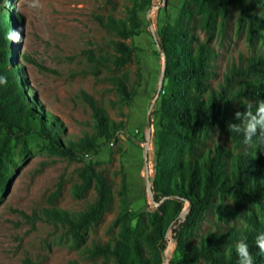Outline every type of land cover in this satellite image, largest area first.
<instances>
[{"label":"trees","instance_id":"16d2710c","mask_svg":"<svg viewBox=\"0 0 264 264\" xmlns=\"http://www.w3.org/2000/svg\"><path fill=\"white\" fill-rule=\"evenodd\" d=\"M167 1V0H165ZM152 0H130L123 17L97 16V23L114 38L112 63L121 67L129 63L134 46L123 39L138 36L144 21L143 12ZM235 11L236 31L246 42H264V0H183L173 23H165L156 33L155 43L164 56V72L151 115L157 124L153 174L150 177L151 202L132 210L126 198V184L121 177L118 190L119 209L108 226L106 241L86 244L87 230L97 224L108 210L111 188L102 172L86 165L79 171L81 182L73 193L80 196L93 187L95 199L85 209L66 212L53 209L49 217L66 229L79 254L90 264H164V242L168 228L189 204L181 224L172 230L174 259L169 264H238L236 245L248 244L254 264H264V253L255 239L264 233V148L243 142L228 124L238 123L235 112L264 101V52L238 55L214 86L210 41L222 39ZM10 10H0V193L9 179L2 162L10 134L35 122L38 133L47 140L50 151L70 160L81 159L95 148L98 137L112 138L117 126L92 101L95 133L78 140L62 139L61 128L51 115L36 108L12 66L7 48V34L12 32ZM202 32L203 39L197 35ZM159 52V56L162 57ZM117 78L115 85L124 100H131L135 87ZM157 105V104H156ZM218 131L230 143H209L210 134ZM17 138V139H18ZM212 212L216 222L233 225L223 230H206L193 242L194 230L205 214ZM239 225H236V223ZM69 264H78L71 260Z\"/></svg>","mask_w":264,"mask_h":264},{"label":"rangeland","instance_id":"374dc122","mask_svg":"<svg viewBox=\"0 0 264 264\" xmlns=\"http://www.w3.org/2000/svg\"><path fill=\"white\" fill-rule=\"evenodd\" d=\"M32 3L33 0H0V10H10L12 31L18 30L21 37L19 42L9 40L7 48L12 53L10 63L18 67L17 76L29 99L59 123L62 139L78 140L95 133L90 101L118 130L108 140L98 137L95 148L81 159L70 160L50 151L35 122L31 127L14 128L20 137L10 134L2 158L9 182L0 193V264H69L71 260L90 264L73 248L65 227L54 222L49 212H78L95 199L93 187L80 196L73 193L74 185L81 182L79 171L86 165L102 172L111 188L108 210L87 230L86 244L109 238L108 226L119 209L122 176L132 210L145 203L154 205L147 191L145 160L150 182L157 124L151 113L158 107L156 93L162 68L155 39L165 23H173L183 0H152V7L143 12L145 23L139 35L122 40L132 43L134 52L130 62L121 67L111 61V40L119 39L105 32L97 16L123 17L130 0H38L37 7L30 6ZM234 15L235 11L224 37L219 39L215 34L209 43L214 52V76L210 79L214 86L238 55L264 52V42L249 45L244 34L236 31ZM197 35L204 38L200 31ZM123 77L128 87L135 84L131 100H124L116 89V79ZM5 131L2 127L0 135ZM208 142L230 147L216 130ZM187 204L166 232L164 264L175 257L172 230L183 222ZM233 224L217 223L208 212L194 230L192 240L195 242L206 230H223Z\"/></svg>","mask_w":264,"mask_h":264},{"label":"clouds","instance_id":"9594fccd","mask_svg":"<svg viewBox=\"0 0 264 264\" xmlns=\"http://www.w3.org/2000/svg\"><path fill=\"white\" fill-rule=\"evenodd\" d=\"M30 6L37 7L38 0H33ZM6 38L13 42H19L21 39L18 30L8 33ZM2 83H6V78L0 77V84ZM244 109L243 112H235V119L239 122L228 124V129L233 133L242 135L245 144L251 145L255 143L264 148V101L257 103L254 110L251 103H248ZM255 246L260 253H264V233L256 237ZM235 251L239 258L238 264H254L247 243L239 242L235 247Z\"/></svg>","mask_w":264,"mask_h":264},{"label":"water","instance_id":"95a60500","mask_svg":"<svg viewBox=\"0 0 264 264\" xmlns=\"http://www.w3.org/2000/svg\"><path fill=\"white\" fill-rule=\"evenodd\" d=\"M156 40V39H155ZM157 48H158V51L162 54V52L160 51L158 45H157ZM164 56L162 54V68H161V74H160V81H159V86H158V90H157V93H156V97L160 91V88H161V81H162V78H163V72H164ZM154 104V101L152 103V105ZM150 127V120H149V114L147 116V128ZM149 137V136H148ZM145 166H146V174H147V191H148V194H149V197L151 198V190H150V182H149V179H148V172H147V163H146V160H145ZM189 209V204H187V208H186V211L183 213V219L185 218L186 214H187V211Z\"/></svg>","mask_w":264,"mask_h":264}]
</instances>
